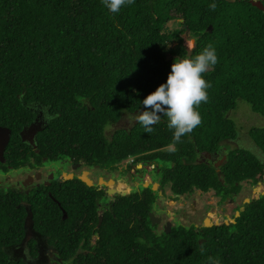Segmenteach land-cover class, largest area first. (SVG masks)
Segmentation results:
<instances>
[{"label": "trees", "instance_id": "16d2710c", "mask_svg": "<svg viewBox=\"0 0 264 264\" xmlns=\"http://www.w3.org/2000/svg\"><path fill=\"white\" fill-rule=\"evenodd\" d=\"M212 2L135 0L113 14L101 0H0V127L11 131L7 164L19 154V132L42 113L47 125L36 139L38 161L111 169L135 157L134 163L159 165L162 184L173 195L212 191L221 203L238 196L244 182L262 183L264 127L249 130L262 157L228 152L226 142L238 137L229 118L238 101L264 118V10L252 0H215L213 11ZM172 21H181V28L167 32ZM184 33L195 42L191 50ZM208 45L218 63L203 74L211 86L208 102L196 109L200 126L180 143L173 141L167 117L151 133L135 123L106 135L124 116L144 110L140 102L166 82L177 58L195 57ZM168 146L174 148L160 151ZM222 148L227 160L220 168L198 162L202 153ZM73 185L56 180L52 188L59 192L44 188L42 196L0 191V264H210V258L264 264L263 192L236 203L237 218L223 217L211 228L175 223L166 234L149 218L160 215L151 188L118 196L98 227V204L107 200L97 197L104 189L79 183L85 192L73 195ZM21 201L30 205L38 234L25 245Z\"/></svg>", "mask_w": 264, "mask_h": 264}, {"label": "flooded vegetation", "instance_id": "af4514ba", "mask_svg": "<svg viewBox=\"0 0 264 264\" xmlns=\"http://www.w3.org/2000/svg\"><path fill=\"white\" fill-rule=\"evenodd\" d=\"M35 121L39 124V128L37 130V134L35 138L33 139V144L22 141V138L20 136L23 129L29 127L31 124H33ZM120 123V122H119ZM118 123V124H119ZM28 126H25L20 132H19V138L21 140V144L17 145L19 154L14 155L15 158L10 159L11 165L7 164L6 154L9 149L10 141H11V134L9 136V141L6 144V148L3 151V162H0L2 166H5L7 169H4L0 166V191L1 190H7L12 195H30V193L34 194H44V188L45 190H51L53 184L55 181H71L74 182L73 187L70 189L71 193L73 195H76L78 192H85L83 187L79 186V183L83 186H86L88 188H97V191L99 190L102 192L104 189L103 195L98 196L97 200L100 199H106L107 202L103 205H99L98 210V219H102L103 213H106V211H111V207L113 205V202L116 200L118 196H130L132 193H138L140 194L141 188H151L153 191V185L157 184V190L153 191L158 196V202L164 203L163 200L166 198L169 200V196L172 198H175L176 201L182 199L185 196H179V195H173L169 185H163L160 177V166L150 161H140L136 162L132 161H123L118 166H115L111 169L101 168L98 166H88L82 162L74 163L69 161H62V162H53L48 161L46 158H42V160H37V158L34 156V154L38 153L37 151V145H36V139L37 136L45 129L47 125L46 118L42 113L38 114V116L35 118V120ZM117 125V124H116ZM115 127V126H113ZM1 128V127H0ZM6 129V128H5ZM112 129V128H111ZM9 130V129H8ZM115 131V130H113ZM112 131V132H113ZM107 135V131H106ZM108 136V135H107ZM109 137V136H108ZM29 147V149L27 148ZM173 146H168L166 149L160 150H170L173 149ZM223 152L216 153V154H208V156L202 155L199 157L198 162H204L206 164H213L216 169L223 166L227 160L226 158V148H222ZM225 158V160L221 163V160ZM17 161L24 162L25 164H18L15 165L12 162ZM89 180L92 183V186L86 185V183L83 181V179ZM103 180L104 183L108 184L110 182H113V184L110 187L105 186V184L101 185L100 180ZM79 183H78V182ZM120 182H123L126 185L121 184ZM147 184V187L145 186ZM264 185V181L261 183ZM59 185L58 183L56 184ZM122 185V186H120ZM130 185L131 189L127 192L126 188ZM129 187V188H130ZM125 188V189H124ZM57 190V189H54ZM56 192H59L57 190ZM49 197H52L51 193H47ZM171 194V195H170ZM193 195V194H192ZM190 195V196H192ZM42 196V195H41ZM41 196L38 198L40 199ZM239 196V195H238ZM238 196H236L234 199H227L222 203H226L228 201L232 202V204L235 203V200H237ZM89 197V196H85ZM83 196L82 198L85 199ZM58 207L63 210L62 212V218L67 219V214L64 211V209L54 200L53 201ZM21 204L25 206L26 208V217L24 220V229L25 227H29V231L31 232L33 238L34 236L38 235L37 232L33 229V214L31 212V207L26 202L21 201ZM103 206V207H102ZM30 207V208H29ZM75 210L80 209L78 205L74 206ZM234 209V208H233ZM81 212L77 211V214ZM153 214L155 218V226L157 227L158 231H164L166 230L167 224H170V227L172 228L171 222H164L162 221L161 216L156 215L154 212L150 213L149 216ZM31 216V218H30ZM226 217V216H224ZM178 223V222H177ZM180 224V223H178ZM182 225V224H181ZM195 225V227L203 226L204 222H202L199 226L195 223L190 224ZM162 226V227H161ZM99 227V223H98ZM26 232V230H25ZM96 239L93 237V240ZM19 253V252H18ZM49 261L46 259L41 262V264H47Z\"/></svg>", "mask_w": 264, "mask_h": 264}, {"label": "clouds", "instance_id": "9594fccd", "mask_svg": "<svg viewBox=\"0 0 264 264\" xmlns=\"http://www.w3.org/2000/svg\"><path fill=\"white\" fill-rule=\"evenodd\" d=\"M101 2L110 13L119 14L122 8L134 4L135 0H101ZM209 7L213 11L216 9L215 0ZM217 63L218 55L211 45L205 47L195 57L177 58L171 65L166 82L140 102L144 110L133 114V122L143 127L146 133H151L154 130L153 126L161 122V117H167V127L173 132V141L180 143L182 137L190 134L202 122L201 115L196 109L202 103L208 102L207 90L211 86L203 74ZM135 159L134 157L124 161H135ZM210 264H218V262H212L210 258Z\"/></svg>", "mask_w": 264, "mask_h": 264}, {"label": "rangeland", "instance_id": "374dc122", "mask_svg": "<svg viewBox=\"0 0 264 264\" xmlns=\"http://www.w3.org/2000/svg\"><path fill=\"white\" fill-rule=\"evenodd\" d=\"M257 2L258 0H252ZM181 21H172L166 25L167 32H173L179 30ZM184 46L191 50L194 48V40L190 38L187 33L182 34ZM133 115H126L123 117L119 124L115 125L112 129L107 130V135L111 136L113 130L127 129L132 127L135 122L132 120ZM238 132V137L235 141L228 142V152L232 149H243L256 155L258 158L262 157L260 150L256 147L254 141L249 137V130L251 128H262L264 127V118L254 113L250 106L245 102L238 101L237 108L229 114ZM123 185V182H120ZM122 186V185H120ZM130 185L125 192L130 190ZM242 191L238 196L237 201L232 204L228 201L221 203L220 198L215 197L212 191L203 194L196 191L192 196H185L180 200L172 201L175 198L169 196V200L166 198L163 200L164 203L157 202V211L161 216L163 223L171 222L172 226L175 223H180L183 226H190L192 223H196L198 226L204 222L205 219H209L210 223L222 220L224 216L232 219L234 216V210L236 203L239 205L245 200L255 196L256 193L264 192V185L251 186L249 184H242ZM125 189V188H124ZM171 195V194H170ZM209 225V224H208ZM162 227V226H161Z\"/></svg>", "mask_w": 264, "mask_h": 264}, {"label": "water", "instance_id": "95a60500", "mask_svg": "<svg viewBox=\"0 0 264 264\" xmlns=\"http://www.w3.org/2000/svg\"><path fill=\"white\" fill-rule=\"evenodd\" d=\"M253 5H255L256 7H258L260 10H264V6L262 5L261 2H253ZM170 58H171V57H168L167 60H169ZM38 128H39V124L37 123V121H35V122H34L33 124H31L29 127L23 129V131H22L21 134H20V136H21V138H22V141H27V142L33 144V139L35 138V136H36V134H37V130H38ZM10 134H11V131H10V130L5 129V128H0V162H3V155H2V154H3L4 149L6 148V144H7L8 141H9V136H10ZM203 155L208 156L207 153H204ZM224 160H225V158H223V159L221 160V163H222ZM83 181L86 183V185H88V186H92L91 181L86 180L85 178L83 179ZM100 184H101V185L105 184V186L110 187V186L113 184V182H110V183L106 184V183H104V181L101 179V180H100ZM145 186L147 187V184H146ZM152 189H153V191H156V190H157V184H154ZM262 195H264V192H263ZM249 202H250V200H245L244 203H249ZM239 215H240L239 212H236V213H235V217H236V218L239 217ZM30 218H31V216H30ZM149 218H150V220H151L152 226H155V224H156L155 222H156V221H155L154 215L151 214V215L149 216ZM208 221H209V219H205V220H204V225H203V226H204L205 228H211V227H213V224H212V223H210L209 225L207 224ZM101 222H102V219L100 218V219H99V225L101 224ZM231 222H232V223H235L234 220H231ZM25 230H26V232H25V238H24L23 245H25V244L29 241V239L31 238V236H32L31 232L29 231V227H28V226L25 227ZM170 232H171L170 224H167V227H166L165 233H166V234H169Z\"/></svg>", "mask_w": 264, "mask_h": 264}, {"label": "bare ground", "instance_id": "6f19581e", "mask_svg": "<svg viewBox=\"0 0 264 264\" xmlns=\"http://www.w3.org/2000/svg\"><path fill=\"white\" fill-rule=\"evenodd\" d=\"M210 222H211V221L209 220V221L207 222V224H210Z\"/></svg>", "mask_w": 264, "mask_h": 264}]
</instances>
